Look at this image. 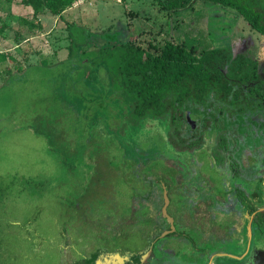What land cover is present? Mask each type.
I'll list each match as a JSON object with an SVG mask.
<instances>
[{
	"label": "rangeland",
	"instance_id": "rangeland-1",
	"mask_svg": "<svg viewBox=\"0 0 264 264\" xmlns=\"http://www.w3.org/2000/svg\"><path fill=\"white\" fill-rule=\"evenodd\" d=\"M20 1L0 2V264L81 260L86 253L71 246L86 220L108 227L101 239L110 237L113 247L140 249L139 232L113 236L132 187L147 174H132L130 166L143 169L153 155L176 163L174 150L147 145L154 133L171 129L151 118L138 126L129 118L132 108L113 93L105 65L95 67L93 57L80 54L138 35L145 43L188 36L260 59L263 37L232 10L199 0L178 25L172 17L169 34L155 0H76L65 15L43 23ZM70 25L92 35L73 57ZM43 56L48 66L41 65Z\"/></svg>",
	"mask_w": 264,
	"mask_h": 264
},
{
	"label": "flooded vegetation",
	"instance_id": "flooded-vegetation-1",
	"mask_svg": "<svg viewBox=\"0 0 264 264\" xmlns=\"http://www.w3.org/2000/svg\"><path fill=\"white\" fill-rule=\"evenodd\" d=\"M233 55L256 62L258 77L229 85L227 99L212 91L179 125L151 118L171 131L153 132L147 145L174 150L177 162H133L132 174H147L113 234L139 232L145 245L113 247L101 239L108 227L81 221L71 249L86 254L71 264H264V56Z\"/></svg>",
	"mask_w": 264,
	"mask_h": 264
},
{
	"label": "trees",
	"instance_id": "trees-1",
	"mask_svg": "<svg viewBox=\"0 0 264 264\" xmlns=\"http://www.w3.org/2000/svg\"><path fill=\"white\" fill-rule=\"evenodd\" d=\"M3 0H0L2 2ZM33 9L35 16L47 11L61 15L76 0H21ZM166 13L168 29L172 17L189 10L195 0H155ZM235 12L255 32L264 37V0H199ZM182 16V15H181ZM72 39L69 56L79 53V46L88 47L92 35L80 27L69 26ZM139 36V35H138ZM138 36L129 41L89 49L80 55L93 57L92 64L105 65L112 91L132 108L129 118L137 123L153 119L173 118L179 125L185 111H197L200 101H206L214 91L219 98H229V85L245 82L257 76V64L244 56H234L229 46L207 48L197 39L156 41L146 43ZM58 54H54L57 58ZM48 57L42 63L48 66ZM106 90V86H103ZM176 130H180L178 127Z\"/></svg>",
	"mask_w": 264,
	"mask_h": 264
},
{
	"label": "crops",
	"instance_id": "crops-1",
	"mask_svg": "<svg viewBox=\"0 0 264 264\" xmlns=\"http://www.w3.org/2000/svg\"><path fill=\"white\" fill-rule=\"evenodd\" d=\"M20 2H21V1H20ZM72 6H73V7H72ZM72 6L69 7L68 9H66L62 14L65 15V13H66V12H69V10L73 9V8L76 6V4H73ZM25 8H26L27 10H30V11H31L30 13L33 12V9H32L31 7L26 6ZM32 14L34 15V13H32ZM62 14L60 15V17L62 16ZM50 16H51V19H52V18H55V17L59 18V15H54V14H52L51 12L47 11V12H45V13H43V14H40V15L37 17L38 19L36 18V20H38L39 22L43 23L44 20H51V19H49ZM56 23H58V22L56 21Z\"/></svg>",
	"mask_w": 264,
	"mask_h": 264
},
{
	"label": "built area",
	"instance_id": "built-area-1",
	"mask_svg": "<svg viewBox=\"0 0 264 264\" xmlns=\"http://www.w3.org/2000/svg\"><path fill=\"white\" fill-rule=\"evenodd\" d=\"M103 1H110V2H117V3H120L122 0H103Z\"/></svg>",
	"mask_w": 264,
	"mask_h": 264
},
{
	"label": "water",
	"instance_id": "water-1",
	"mask_svg": "<svg viewBox=\"0 0 264 264\" xmlns=\"http://www.w3.org/2000/svg\"><path fill=\"white\" fill-rule=\"evenodd\" d=\"M263 256H264V254H263ZM144 259H145V257H143Z\"/></svg>",
	"mask_w": 264,
	"mask_h": 264
}]
</instances>
